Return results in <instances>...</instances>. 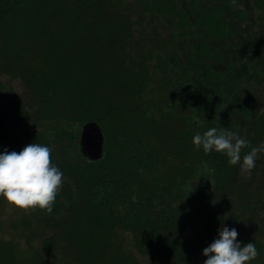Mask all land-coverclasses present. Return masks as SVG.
Masks as SVG:
<instances>
[{"label": "trees", "instance_id": "trees-1", "mask_svg": "<svg viewBox=\"0 0 264 264\" xmlns=\"http://www.w3.org/2000/svg\"><path fill=\"white\" fill-rule=\"evenodd\" d=\"M245 3L247 11L232 3L196 16V0H0V75L24 89L17 98L0 83V154L45 145L64 174L51 214L22 211L10 222L13 236L0 235V264H141L139 256L197 264L221 226L242 233L238 243L253 242L259 255L251 264H264V153L249 177L225 154L193 144L212 127L249 142L241 158L264 144V104L254 97L264 84V0ZM255 10L261 32L252 30L256 38L245 42L260 50L246 62L244 82L240 52L201 44L199 55L216 62L201 61L204 89L195 98L190 85L173 84L184 95L178 110L155 109L166 41L175 44L176 32L185 36L193 26L218 39L227 12L241 21ZM189 58L196 61V53ZM164 81L161 93L171 79ZM222 91L231 94L209 95ZM115 117L135 128H116ZM92 121L105 137L96 162L82 156L76 138Z\"/></svg>", "mask_w": 264, "mask_h": 264}, {"label": "clouds", "instance_id": "clouds-1", "mask_svg": "<svg viewBox=\"0 0 264 264\" xmlns=\"http://www.w3.org/2000/svg\"><path fill=\"white\" fill-rule=\"evenodd\" d=\"M197 124H202L193 116ZM193 144L203 148L205 154L215 150L225 154L230 166H240L241 175L251 176L264 144L252 147L241 158V150L249 142L238 133L212 127L193 137ZM64 183L63 172L52 163L50 147L38 143L25 146L20 152L7 151L0 154V198L22 211L41 210L51 214ZM235 228L221 226L219 238L203 250L208 257L205 264H251L259 255L255 244L237 242Z\"/></svg>", "mask_w": 264, "mask_h": 264}, {"label": "flooded vegetation", "instance_id": "flooded-vegetation-1", "mask_svg": "<svg viewBox=\"0 0 264 264\" xmlns=\"http://www.w3.org/2000/svg\"><path fill=\"white\" fill-rule=\"evenodd\" d=\"M246 0H196L199 8L195 13V15H203L206 12H210V14H215V10L219 8H225L226 10H229L232 6V3L235 4V7L237 10L244 9L247 11V3H245ZM184 2V0H183ZM189 4L188 2H186ZM206 9H210L207 10ZM189 14V13H187ZM230 13L227 12L228 17V28L225 32V35L215 39L211 37L208 33H206L205 30L193 26V28H188V33L185 36H182L179 32H176V43H170L166 41V43L163 46V51L161 55L167 60L168 66L166 69V72L163 73V75H160V82L156 85V89L151 94V99L153 103L155 104V109H163V111H169L171 110L173 113H175L178 110L179 103L183 100V94L179 93L174 90L172 92V86L173 84L178 87V84L184 83L186 85H190L192 88L193 96L196 98L195 92L202 91L204 88L200 82V78L198 72L201 70V61L205 58L199 55L198 49L201 44L207 45L210 49H217V50H228V51H237L240 52L239 60H237V64H240V66L243 69V75L240 77L241 82H244L246 78H248L249 73L246 69V62H248L250 59H253L252 55L250 54L253 52L254 56L255 54H258L259 45H256L258 48H254L251 46V44L245 42V36L244 34L249 33V20L251 19L248 14H246V17L242 19L241 21H234L233 19H230ZM256 31H260L259 27L256 26ZM168 42V43H167ZM257 49V50H255ZM260 50V49H259ZM195 52L197 60L196 61H190V53ZM238 57V56H234ZM215 56L212 55L210 59H205L207 63H209L212 67H215L216 62L214 61ZM234 60L236 58H233ZM226 67L228 66V60L224 61ZM230 64V62H229ZM225 66L222 68H226ZM188 74V77H185V74ZM224 73V72H222ZM226 76V74H224ZM164 76H167L171 79L170 83H167V91L162 92V90L157 89L158 87H161L163 89V85L166 86L164 81ZM246 77V78H245ZM228 81H231V78L228 79ZM196 90V91H195ZM160 92V93H159ZM205 93L203 95V98L205 97ZM191 94V93H190ZM231 94V93H230ZM229 93L222 91L221 95L218 97L215 93L211 92L209 93L210 96L213 98H221L225 96H230ZM188 98L190 99L191 96L189 93H187ZM246 93H242V97L244 98ZM215 107V104L213 105ZM218 109V108H217ZM215 110V109H214ZM220 110V109H219ZM197 109H195L194 112H196ZM197 113V112H196ZM79 134L76 136L78 140L79 145Z\"/></svg>", "mask_w": 264, "mask_h": 264}, {"label": "rangeland", "instance_id": "rangeland-1", "mask_svg": "<svg viewBox=\"0 0 264 264\" xmlns=\"http://www.w3.org/2000/svg\"><path fill=\"white\" fill-rule=\"evenodd\" d=\"M258 16V11H253V18H251L249 20V33L250 35L246 36L247 34H244L245 36V40L249 39V41H253V39L256 38L255 35H251L252 30L256 29V26L259 24V20L257 18ZM162 32V30H161ZM252 56H254L253 52L250 53ZM256 55V54H255ZM254 58V57H253ZM0 83H2L3 85H5L9 90H11L15 96L17 98H24V89L23 86L21 85V83L18 80H14L11 78H8L6 76H2L0 75ZM255 93H254V97L257 99L255 101V105L257 106L258 104L263 105L264 103V84L258 86V89H254ZM1 101V100H0ZM261 109V107L259 108ZM152 112L155 114L157 111L154 109L152 110ZM156 115V114H155ZM118 117V116H117ZM117 117H115L114 120H112L113 125L116 128L122 129L124 127V129L126 128V130H129L127 127L133 129V125L128 123V121H119L117 120ZM156 118H159V115H156ZM117 121V123H116ZM119 123V124H118ZM113 126V127H114ZM8 127H10L13 130H17L18 125L16 123H10L8 124ZM135 128V127H134ZM22 212V210L16 209L14 207H12L11 205H9L7 203V201L4 199V203H3V208H2V212L0 214V235L6 239L10 238L11 236H13V232L12 229L10 227V222L13 221L16 217L17 214ZM242 233L238 232V237L241 236ZM17 237V236H15ZM126 238H128L126 236ZM18 239V238H17ZM129 239V238H128ZM21 241H23V239H20ZM140 260L141 264H152L151 260L149 257H138ZM197 264H205L204 261L197 259L196 260Z\"/></svg>", "mask_w": 264, "mask_h": 264}, {"label": "water", "instance_id": "water-1", "mask_svg": "<svg viewBox=\"0 0 264 264\" xmlns=\"http://www.w3.org/2000/svg\"><path fill=\"white\" fill-rule=\"evenodd\" d=\"M104 141V134L97 122H87L80 127L79 150L88 161L96 162L103 158Z\"/></svg>", "mask_w": 264, "mask_h": 264}]
</instances>
